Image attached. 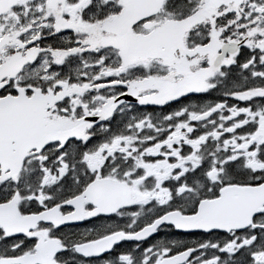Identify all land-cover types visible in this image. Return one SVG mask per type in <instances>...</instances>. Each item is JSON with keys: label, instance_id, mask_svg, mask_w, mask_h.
Returning a JSON list of instances; mask_svg holds the SVG:
<instances>
[{"label": "snow or ice", "instance_id": "obj_1", "mask_svg": "<svg viewBox=\"0 0 264 264\" xmlns=\"http://www.w3.org/2000/svg\"><path fill=\"white\" fill-rule=\"evenodd\" d=\"M0 264H264V0H0Z\"/></svg>", "mask_w": 264, "mask_h": 264}]
</instances>
